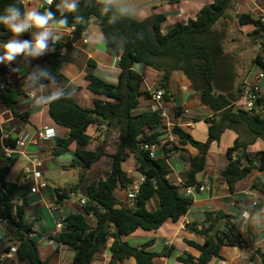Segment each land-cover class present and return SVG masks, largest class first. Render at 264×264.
I'll return each mask as SVG.
<instances>
[{
  "label": "trees",
  "instance_id": "obj_1",
  "mask_svg": "<svg viewBox=\"0 0 264 264\" xmlns=\"http://www.w3.org/2000/svg\"><path fill=\"white\" fill-rule=\"evenodd\" d=\"M164 3H176L181 0H161ZM15 0H0V13ZM58 2V0H57ZM235 0H215L212 4L204 6L196 12L188 22H178L166 33L162 32V23L166 20L163 15H154L146 20L125 18L117 25L107 22V17L100 11L99 6L88 7L86 0H81L80 14L84 22L75 20L74 13H66L68 27H75L76 36L81 35L88 27L89 21L102 29L113 41L119 38L126 39L122 53L113 54L115 43L110 44L106 51L109 55L119 57L121 73L117 85H112L98 78L92 73L95 63L88 62L89 72L86 76L89 82V90L94 94V108H84L72 95L54 101L49 105L48 111L52 120L69 129V139H58L57 146L52 151L53 155H61L68 151L71 143L78 146L76 157L78 160L72 165L81 164V170H90L102 157L104 152L99 148L96 151L86 149L92 143V137L88 134L91 126H97L100 130L107 126L110 130H119V146L115 154L110 155L112 160L111 171L107 178L90 183L87 191V203L81 213L69 215L64 219V231L57 241L68 246L74 251L73 264H91L103 247L113 239L111 244L110 264H122L125 259L134 257L136 264H153L158 256H167L169 249L162 253L151 252L148 249L153 241L145 243L142 247L130 245L123 240L138 230L157 231L165 222L171 220L177 222L190 209L193 199L181 196L179 189L170 181V168L164 159L153 160L147 153L140 150L142 135L147 130H155L162 125L160 112L146 111L136 114L140 97L144 94L142 85L144 76L134 69L135 64L141 63L162 73L159 87L164 90L165 98H168L169 82L173 70H181L191 81L192 89L200 93L201 104L213 111L217 122H210L208 139L205 142L195 140L190 133L179 126L172 128L176 136L175 153L180 152L182 146L190 145L199 151L198 155L188 160L186 186H198L197 177L205 170L206 155L214 142H219L226 130H234L239 134L232 147L227 150L229 164L222 176L231 193L235 184L245 179L251 171L257 167L247 153V147L257 139L264 140V97L258 94L255 103V114L239 108L236 103L242 97V89H235V71L228 63V55L223 49V35L215 26L221 19H225ZM24 6V4H23ZM25 7V6H24ZM52 11L60 13L51 6ZM47 7L40 9L44 11ZM240 27L252 26L254 43L264 45V24L259 19H254L250 14L243 13L239 19ZM12 34L3 25H0V39H8ZM21 37H27L24 33ZM142 37V38H140ZM55 52L45 55V59L51 65V72L58 79L63 78L62 69L65 62L72 58L69 54H63L55 46ZM260 56L256 58L260 62L263 71L264 63ZM0 68V75L2 74ZM64 87L73 91L74 86ZM44 83H47L45 81ZM0 93V101H3ZM179 108L176 109V112ZM242 131L249 137L243 139ZM160 134L155 133L150 139H156ZM15 139L9 143L10 147L16 146ZM1 147V146H0ZM134 155L137 160L138 172L145 175L146 181L141 186L132 207L120 206L115 192L119 187L128 188L133 182L132 177L123 169L124 162ZM236 155V157L234 156ZM259 171L264 172V150L259 153ZM12 169L11 163L0 164V241L5 244V251L13 248L14 259L17 264H49L43 261L39 248L33 238L36 233L34 222L27 223L24 219L27 200L17 203L16 192L19 189L17 183L7 179ZM83 175L78 183L71 189L55 188L56 205L63 206L72 195L78 193ZM251 189L260 193L263 198L258 199L257 206H264V179H256ZM157 197L159 206L155 210L149 209V203ZM249 209V208H248ZM241 208L236 215L225 214L221 211L208 212L202 223H191L186 229L204 238L203 244L194 241L188 243L201 251L198 262L193 257L180 258L185 264H209L213 257L220 255L224 247H241L249 249L255 244L254 238H245L241 232L243 221ZM94 217L92 224L89 220ZM225 224L214 238L211 230L219 220ZM261 258L264 253L257 250Z\"/></svg>",
  "mask_w": 264,
  "mask_h": 264
},
{
  "label": "crops",
  "instance_id": "obj_2",
  "mask_svg": "<svg viewBox=\"0 0 264 264\" xmlns=\"http://www.w3.org/2000/svg\"><path fill=\"white\" fill-rule=\"evenodd\" d=\"M214 1L181 0L180 2L169 4L161 0H155V5L151 11L152 14L150 13L151 15L147 13L146 6L138 9L141 12V16L150 15L148 18L154 15L165 16L166 20L162 23V32L166 33L176 23L185 22L188 16L194 15L204 6L212 4ZM23 4L25 7H34L38 10L47 7L45 0H23ZM230 9V11L233 9L235 16L232 19L236 22H238L239 17L243 13L250 14L254 19H259L264 16V0H260L257 4L251 3L248 0H235ZM229 16L227 13L225 18L230 20ZM164 24L165 29L163 28ZM88 26H95L99 29L93 20L89 21ZM239 29L243 32L245 27L239 26ZM62 31L64 33L63 38L60 44L56 46L63 54H69L72 59L64 63L62 69L63 78L60 81L63 84L67 79V85L75 87L73 93L75 100L84 108L93 109L95 96L89 90V82L86 79L89 72L88 62L92 60L95 63L92 69V73L95 76L109 84L117 85L121 73L120 59L119 57L109 55L103 46L94 47L91 44L84 43V32L76 36L73 27L68 26L63 28ZM26 34L27 37L20 36L18 39L30 40L31 32H26ZM11 38L12 36L8 39H0V42H7ZM258 56L261 58L260 61L264 63V50H261ZM256 58L253 59V66L247 78L242 83L243 85L250 84L260 96L264 97V77H261L264 71L260 62L256 61ZM20 59L21 57L17 58V60ZM36 66L41 68L46 67L51 70V65L45 57L32 59L26 67L25 61H23L18 66L23 71L14 74L11 88L3 93L4 99L0 101V136L1 134L8 133L15 140L27 139L25 149L11 159L12 169L7 179L17 183L19 186L16 192L17 203H21L24 199L28 202L24 219L27 223L34 222V230L36 233L33 235V238L39 248L41 259L43 261H49V264H73L74 251L66 249L65 247L52 245L50 242L52 232L55 224L59 220L64 221L69 215L83 211L84 207L81 205V200H87V191L90 183L105 179L109 175L112 166L110 155L115 154L119 146V130L110 129L112 136L104 144V134L109 130L107 126H103L100 130L97 129V126L89 127L88 134L92 137V143L86 149L96 151L100 148L105 154L90 170L82 171L80 163L76 167L72 166L78 160L76 157L78 146L75 142L71 143L68 151L65 153L53 155L52 151L57 146V140L69 139L70 131L52 120L48 111L49 105L39 109L34 108L31 103V98L23 91V83L27 73ZM5 67V64H0L2 70ZM134 69L144 76L142 85L144 94L139 99L140 104L137 110H135V113L141 114L146 111H152V107L157 104L153 98L154 91L150 87L155 84L159 87L162 73L148 68L141 63L135 64ZM169 90V97H164L159 104V106L165 108L169 113L163 125L167 123L171 124L170 129L173 126L182 127L195 140L205 142L208 139L210 122H217L213 111L201 104L200 93L192 89L191 81L181 70L177 69L171 72ZM236 106L243 109L245 101L240 99L236 103ZM177 108H179L178 112H176ZM184 108H189L190 113L180 116ZM44 127L55 129L56 136L54 140L38 139V132ZM161 129L162 126L156 128L155 131H160ZM242 136L244 140L249 138L244 131H242ZM238 137L239 134L236 131L226 130L221 140L211 145L206 155L205 170L197 177L199 185H205L203 190L195 189L188 196L185 187L179 189L181 196L193 199L190 209L179 221L174 222L169 220L157 231L138 230L127 237H123V240L137 247H142L145 243L153 241V245L148 250L158 254L162 253L165 249L170 250L167 256L156 257L153 264H185L180 261V258H187L189 256L193 257L194 262H198L201 251L190 245L188 241L203 244L204 238L189 232L186 229L188 224L204 222L208 212L221 211L225 214L236 215L240 213L241 208L244 211L250 208L251 205L249 202L256 203L258 199L263 198L260 193L251 189L256 179H264V172L259 171L257 168L260 164L259 153L264 150L263 139H257L247 147V153L257 167L245 179L235 184L233 193L229 191V187L223 179L222 173L229 164L227 150L232 147ZM181 149L180 152L175 153L178 172L172 175V178L175 176L179 177L186 183L187 171L189 169L188 160L197 156L199 151L190 145L182 146ZM35 156L42 161L41 169L49 187L32 193L31 188L35 184L31 180L27 181L24 170L29 165L30 158ZM157 158H163L162 151L158 152ZM131 160L133 161L131 167H125L124 164ZM127 161L124 162L123 169L135 180L140 175L137 160L134 155H131ZM2 163H4V159L0 156V164ZM74 171H77L76 174ZM72 174H75L79 179L85 175L84 183L82 184L84 193H81L77 200H72L71 197L63 206H57L55 188L63 189L59 185L61 183L60 179L64 177L68 179ZM51 180L54 182L53 185L49 183ZM126 190L127 188L119 187L115 192V196L120 203L118 207H132L134 205V202L127 199ZM158 206V198L155 197L149 203V209L155 210ZM55 208L56 211H52ZM89 220L94 224V217H90ZM241 232L249 240L250 236L254 238V246L249 249L224 247L220 255L213 257L209 264H254L256 257L260 256L257 250L264 253V228H258L255 225L245 222V226L241 228ZM112 242L113 239L98 252L91 264H110L112 256L110 248ZM4 248L5 244L0 241V264H17L14 255H7L8 252ZM136 263L134 257L125 259L122 262V264Z\"/></svg>",
  "mask_w": 264,
  "mask_h": 264
},
{
  "label": "clouds",
  "instance_id": "obj_3",
  "mask_svg": "<svg viewBox=\"0 0 264 264\" xmlns=\"http://www.w3.org/2000/svg\"><path fill=\"white\" fill-rule=\"evenodd\" d=\"M48 7L40 11L34 7H24L23 0H15L14 3L6 6L0 13V25H3L12 34V38L7 42H0V64L10 65L23 57L25 67L30 64L32 59L44 56L45 54L55 52V46L60 44L63 38V28L68 26L69 20L66 13H74L75 20L83 23L84 17L80 14L81 0H45ZM55 3L56 9L60 15L52 11V5ZM86 6H99L100 11L107 22L111 25H117L125 18H132L138 15V10L127 0H86ZM31 32L30 40L18 39L22 34ZM84 42L96 46L107 48L115 43L113 54L118 55L123 52L126 39L119 38L113 41L102 29L95 26H88L83 33ZM142 38V37H140ZM99 50V49H98ZM14 72L23 71L21 68L13 69ZM47 81V83H44ZM23 91L31 98L34 108H42L52 104L54 101L64 98H70L73 91L67 90L57 75L48 68L36 66L29 71L24 79ZM56 131L53 128L44 130V139L54 140ZM250 208L242 214L243 221L255 225L258 228H264V206H257L253 202ZM254 264H264V259L256 257Z\"/></svg>",
  "mask_w": 264,
  "mask_h": 264
},
{
  "label": "built area",
  "instance_id": "obj_4",
  "mask_svg": "<svg viewBox=\"0 0 264 264\" xmlns=\"http://www.w3.org/2000/svg\"><path fill=\"white\" fill-rule=\"evenodd\" d=\"M251 3L257 4L260 0H248ZM48 7V5H47ZM259 20L264 24V16L260 17ZM75 30V27H73ZM84 42V40H83ZM85 43V42H84ZM259 49L262 51L264 50V45L259 43ZM42 57H45L42 56ZM24 61L23 57H21L20 60H17L13 62L10 65H6L5 69L2 71V74L0 75V93H4L8 91L9 88H11L12 83H13V76L16 72L13 71V69L18 68L20 64H22ZM261 77H264V74L261 75ZM151 89H154L155 92L153 94V98L156 102L157 105L152 107V111L154 112H160L161 117H162V129L160 131H149L145 132L142 137V142L140 143V150L143 153H147L149 157L153 160L158 159V152L162 151L163 152V158L166 163L168 164L170 168V174H169V179L173 183V185L181 189L182 187H185V191L187 195H191L195 189L197 190H203L205 188V185H198V186H186V184L179 178V177H174L172 178V175L177 174L178 169L176 166V156L175 152L173 151L175 145H176V136L172 133V127L170 129L169 123L166 125H163L164 122H166L169 113L165 108L162 106H159L160 102L163 100L165 92L163 89L158 87L156 84L150 87ZM149 88V89H150ZM150 89V90H151ZM258 93L256 92L255 89H253V86L250 84H244L242 88V97L241 99L245 101V106L244 110L246 111H253L255 107V103L258 100ZM190 113L189 108H184L181 111L180 116L187 115ZM159 126V127H161ZM49 127H44L38 132V139L40 140H47L44 139V130ZM155 133H159L160 135L152 140L150 139V136H152ZM13 140L10 134L5 133L1 134L0 136V156L6 161L5 163H10L11 159L21 153L22 150L25 149L27 145V139L23 138L20 140L16 141V146L10 147L9 143L10 141ZM35 142V140H33ZM236 157V155H234ZM140 165H138L139 167ZM42 161L38 157H31L29 160V165L25 168L24 174L25 178L28 180H33L35 186L31 188L32 193L39 192L42 189H47L49 187V184L47 180L45 179L43 172H42ZM146 177L145 175L141 174L139 175L138 178L133 180L131 185L127 188L126 194H127V199L129 201L134 202L137 198V196L140 194L141 186L145 183ZM87 203L86 199L81 200V205L84 207ZM256 204V203H255ZM52 211H56L55 209H52ZM64 231V222L63 220H59L55 224V228L52 232L51 235V244L54 246H61L65 247L66 249H70L68 246L63 245L59 241L56 240L60 236V234ZM15 249L13 248L10 252H8L7 255H14Z\"/></svg>",
  "mask_w": 264,
  "mask_h": 264
},
{
  "label": "rangeland",
  "instance_id": "obj_5",
  "mask_svg": "<svg viewBox=\"0 0 264 264\" xmlns=\"http://www.w3.org/2000/svg\"><path fill=\"white\" fill-rule=\"evenodd\" d=\"M154 1L155 0H127L129 4L137 8L138 15L134 17L137 20H146V18H148L152 14L151 11L155 5ZM143 6H146V10H148L147 11L148 14L151 13L149 16H141V12L138 8H142ZM230 10L228 12V14L230 15L229 16L230 20H227L226 18L221 19L220 22L215 26V29H217L219 33L223 35V49L225 53L228 55L227 61L228 63L232 65L233 70L235 71V74H236V78L234 81L235 89H237L239 86L242 89V86H243L242 82L244 81V79L247 78L248 73L253 66V59L257 57L261 49H259L258 43L256 42L254 43L253 36L249 35L250 33L253 32L252 26L245 27V29H243L244 31L242 32L239 29L238 22L232 19V17L235 16L233 14V9L232 11ZM190 18L192 17L190 16ZM185 22L187 23L188 20H186ZM163 28L165 29V24ZM153 91L155 92L154 89ZM4 162L6 161L4 160ZM132 164H133V161L131 160V161H127L124 165L125 167H131ZM76 172L77 171H74L75 174ZM75 174H72L71 177L68 179L67 177L61 178L60 179L61 183L59 184L60 187H62L63 189H71L72 187H74L78 183V180H79V178ZM49 183L51 185L54 184L53 180L49 181ZM83 183H84V180L82 181V184ZM82 184L79 189L80 191L78 190L77 194H74L73 196H71L72 200L79 199L81 193H84Z\"/></svg>",
  "mask_w": 264,
  "mask_h": 264
},
{
  "label": "water",
  "instance_id": "obj_6",
  "mask_svg": "<svg viewBox=\"0 0 264 264\" xmlns=\"http://www.w3.org/2000/svg\"><path fill=\"white\" fill-rule=\"evenodd\" d=\"M253 114H255V110L252 111ZM112 131L107 130L104 134V144L111 138ZM225 224V221L223 219L219 220L217 224L214 226V228L211 230V234L214 238L217 237L218 231L221 229V227Z\"/></svg>",
  "mask_w": 264,
  "mask_h": 264
}]
</instances>
